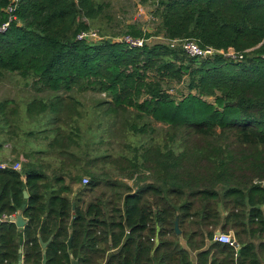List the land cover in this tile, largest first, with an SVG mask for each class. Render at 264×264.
<instances>
[{"label": "trees", "instance_id": "1", "mask_svg": "<svg viewBox=\"0 0 264 264\" xmlns=\"http://www.w3.org/2000/svg\"><path fill=\"white\" fill-rule=\"evenodd\" d=\"M158 3L168 42L148 43L127 24L124 35L143 40L132 46L105 28L96 40L77 37L100 27V0H0V79L15 73L46 92L23 102L20 126L16 106L7 112L12 101H0V136L17 137L20 127L26 137L13 146L21 169L0 168V264H42L39 239L48 241L45 264H71V256L79 264H192L190 251L196 264H264V0ZM185 38L242 57L189 56L170 44ZM181 82L188 93L176 101L169 88ZM73 88L108 99L84 107ZM103 106L115 118L134 116L125 115L123 129L136 139L117 157L90 158L80 150L83 134L98 138L90 125ZM149 118L173 131L154 140ZM100 157H113L116 173L128 177L148 172L151 182L114 189L110 209L105 198L82 207L67 196L70 183L81 182L70 175L84 170V189L93 190L104 173L89 167ZM18 210L22 228L2 219ZM217 230L233 231L239 249L215 240Z\"/></svg>", "mask_w": 264, "mask_h": 264}, {"label": "rangeland", "instance_id": "2", "mask_svg": "<svg viewBox=\"0 0 264 264\" xmlns=\"http://www.w3.org/2000/svg\"><path fill=\"white\" fill-rule=\"evenodd\" d=\"M104 5V12L102 16V23L100 27L92 28L100 36L104 30L105 36L110 34L117 35L116 38L122 37L125 33L127 24H133L135 27L140 28L142 31V37L146 34L149 36L145 39L148 43L153 42H168L164 37V34L160 28V18L159 12H157L159 0H100ZM122 35V36H121ZM169 92L172 94L176 101H179L187 95L188 91L184 87V83H173L169 88ZM45 95L46 92L36 93L31 84H26L25 80L21 79L15 73H5V75L0 79V101L5 99L11 100L7 104V112H9L14 106H16L18 113H16L15 119L19 122L17 123L20 126V115L24 114V101H27L35 96ZM70 94H73L75 98L80 100L84 107L93 106L96 103L101 102L102 100L108 99L107 95L102 92H96L92 90L80 91L79 89L73 88L70 91ZM208 101H212L213 98H207ZM105 107H99V114L96 116V119L92 120V125L90 129H96V134L98 138L89 140L88 132L85 130L82 141V146L80 150H90V158L93 155L104 156L105 154H110L111 156L117 157L119 153L125 152L126 143H132L136 139L133 134H125L126 131L123 129V121L126 120L125 117L128 116L129 120L134 121V116H130L129 113H122L115 118L114 115L103 112L102 110ZM134 111V110H133ZM126 115V116H125ZM22 117V115H21ZM11 120L13 119L10 116ZM150 119V127L154 128L152 132H149V135H152L153 139L156 141H161L162 137L168 136L173 130L169 128L166 124L156 122L153 119ZM97 121V122H96ZM22 124V123H21ZM84 126H87L85 123ZM13 126H11L12 129ZM23 127V125H22ZM99 132V133H98ZM103 132L102 135L100 133ZM180 136V133H177ZM17 137H11V139L3 133L0 136V162L5 161L7 163H16L17 161L22 160V156L17 155V152L14 151L13 146L21 144L22 146L26 143V137L19 130H17ZM99 138H101L99 141ZM144 138V137H142ZM31 141V139H29ZM141 141V140H140ZM86 143L88 145H86ZM20 149V148H18ZM20 151V150H19ZM25 159V158H24ZM24 162V160H22ZM21 161V162H22ZM117 165L113 162L112 159L101 160V157L96 161L93 166H90L89 169L94 170L93 172L96 175L103 174L102 181L100 184L93 190L84 189L86 185L82 183L84 177L89 179V176L84 172V170H78L74 173H71L70 176H79V183H70L71 189L75 188L79 192V196L82 200V207H85L88 202L94 201L95 199L102 200L105 198L109 202V205L106 208L110 209L111 203L113 202V192L114 189L111 183L116 174ZM141 177V175H138ZM76 178V177H75ZM137 178V180H138ZM79 180V179H78ZM68 180V184H69ZM264 184V183H263ZM264 208V206H263ZM177 227L180 231L179 242L181 245H186V241L182 236V227L178 225ZM228 233L233 240V231L226 232Z\"/></svg>", "mask_w": 264, "mask_h": 264}, {"label": "built area", "instance_id": "3", "mask_svg": "<svg viewBox=\"0 0 264 264\" xmlns=\"http://www.w3.org/2000/svg\"><path fill=\"white\" fill-rule=\"evenodd\" d=\"M17 0H11V2H16ZM13 7L12 4H10L7 7V10L10 12L12 11ZM11 19V18H10ZM8 23H5L1 26V30H4L7 27ZM79 39H99L100 36L95 30H90L88 32H81L80 34L77 35ZM115 40H122L128 43L129 45L132 46H141L143 44V40L141 38H133L129 35H124L120 38H115ZM171 46H178L180 47L185 53H187L189 56H210L213 55L214 53H222L224 56L232 59L236 58H241L242 54L241 53H236L233 49L229 48L226 51L224 50H215L211 47L208 48H201L197 42L191 39H173L170 41ZM264 56V54H263ZM23 160V158H22ZM17 161L14 164H11L10 167H12L15 170H20L21 169V161ZM9 163L7 162H1L0 163V168H5ZM82 183L86 185L88 183V178L84 177L82 179ZM11 216V215H10ZM10 216H2V219H7L10 220ZM215 240H218L219 242L222 243H228V244H235V241L231 238V236L228 233H219L215 235Z\"/></svg>", "mask_w": 264, "mask_h": 264}, {"label": "crops", "instance_id": "4", "mask_svg": "<svg viewBox=\"0 0 264 264\" xmlns=\"http://www.w3.org/2000/svg\"><path fill=\"white\" fill-rule=\"evenodd\" d=\"M1 162H5V161H1ZM116 174L117 175L114 177V179L112 181L113 185L116 186L115 192H117V191L119 192L120 189H118V188H120V187L122 188V186H128L132 191H134L137 188V186L144 185V184H147V183H150L151 182V178H148L147 177L148 172H144V173H140V174L138 172V173H135L133 177H128L126 175H122L120 172L119 173L117 172ZM138 174L142 176V178L139 179V180L136 179V176ZM67 196H69L70 198L77 197V199L79 197L80 203L82 204V200H81L80 196H77V191L75 190V188L71 189V192L67 193ZM230 245L231 244H229V246ZM255 245H257V244H255ZM231 246H233L236 250H238L239 247H240V245L237 244V243L236 244H233ZM182 247H184L187 250H189V248L186 245H182ZM206 248H207V245L205 247H203L202 249H206ZM225 255H226L225 253L217 254L218 257H223ZM190 257H191L192 264H196V261H197V252L196 251H190Z\"/></svg>", "mask_w": 264, "mask_h": 264}, {"label": "water", "instance_id": "5", "mask_svg": "<svg viewBox=\"0 0 264 264\" xmlns=\"http://www.w3.org/2000/svg\"><path fill=\"white\" fill-rule=\"evenodd\" d=\"M23 196H24V198H27V197H28L27 190H23ZM72 205H73V207H74V202H72ZM10 221L14 222V223L16 224V226H17V227H20V228L24 227V226L27 224V219H24V218H23V216H22V211H21V210H18L15 214L11 215V216H10ZM177 222H178V220H177V218H176V219H175L174 230H175V233H176V234H180V231H179V229H178V227H177ZM219 233H220L219 230H217V231L215 232V234H219ZM72 235H73L72 230H69V236H68V239H67V247H68V248H70V246H71ZM39 241H40V244H41L42 249H43V252H42V253H43L42 264H45V260H46V256H45V247H46L48 241H47V242H42L40 239H39ZM235 244H236V243H235ZM20 252H21V249H19V253H20ZM21 263H22V260L20 259V260L18 261V264H21ZM71 264H79V263H78V260H77L76 258H74V257L71 256Z\"/></svg>", "mask_w": 264, "mask_h": 264}]
</instances>
